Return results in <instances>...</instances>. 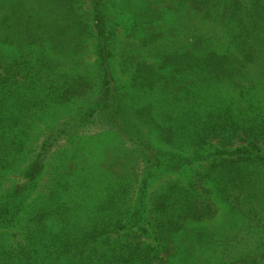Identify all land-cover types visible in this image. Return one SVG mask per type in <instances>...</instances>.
<instances>
[{
    "label": "trees",
    "instance_id": "16d2710c",
    "mask_svg": "<svg viewBox=\"0 0 264 264\" xmlns=\"http://www.w3.org/2000/svg\"><path fill=\"white\" fill-rule=\"evenodd\" d=\"M88 1L0 0V264H264V0Z\"/></svg>",
    "mask_w": 264,
    "mask_h": 264
},
{
    "label": "rangeland",
    "instance_id": "374dc122",
    "mask_svg": "<svg viewBox=\"0 0 264 264\" xmlns=\"http://www.w3.org/2000/svg\"><path fill=\"white\" fill-rule=\"evenodd\" d=\"M25 1L29 4H31L30 0H25ZM88 4H89V1L86 0L85 8H87ZM170 14L172 15V18H174L173 13H170ZM25 16H26V18H25L24 23L21 24L20 27L16 28L15 30L16 31L20 30L23 33H26L27 30L38 31V20H39L38 17L36 18V16L34 15V13L31 10H29ZM40 19L43 20V17L41 16ZM125 30H126V28H124V25L120 26V28H118V32L121 35H123L125 33ZM90 58L92 60L91 54H89L86 57V59H88V60H90ZM0 73L1 74L3 73V71L1 69H0ZM55 110L59 112V113H57V116L59 117L60 116L59 108H55ZM24 112L28 113V111H26V110L22 111V113H24ZM44 131H45V126L43 123H37V128L31 129V131H30L31 135L28 138V142H27L29 145L27 147V152L25 155L28 159L33 157V155L35 153V149L37 148V146L40 144V142L42 140ZM215 144H216V142H213V146L210 149V153H212V154H214V151H215V148H213V147H215ZM216 148H219V147H216ZM213 158H215L214 155H212V159ZM212 159L210 158V160H208V161H211ZM204 162L197 163V165L205 168L207 166V163H204ZM20 168H23V166ZM195 168H196V166H195ZM15 178H16V174H12L10 176H7L5 178L4 184L7 185L9 183V181H12ZM167 178H171V177H164L161 181L155 183L153 185V187L151 188L150 193L157 192V190L163 184H165V182L168 180ZM149 196H151V195H149ZM230 213L231 212L228 209H226L223 206H220V208H219L220 217L216 220L218 226L215 228V230L212 233H210L211 238L208 235H204L200 239L199 244H202L200 249H198V246L196 247L193 245V244H195L194 241L193 242L191 241V240H195L193 238L190 239V238L186 237L188 240H183V241L181 240V241H179L180 243L178 241H175V242H178L180 245V246L178 245V250L181 249V251H185L184 254L180 255L181 257L176 259L177 262H175V264H181V262H182V264H192V260L194 258L201 261V262H204V263L205 262H211L212 263L214 261V259H218L219 257H217L216 255L220 256L219 250H222L224 248L222 243L218 244V242L225 240V239H223V237H225L229 233V230L231 229L233 231L238 226V223H234L235 222L234 217ZM224 221H226V222H224ZM219 224H221V226ZM148 241L153 242V240H148ZM178 243H176V244H178ZM176 244H174L173 246L176 247Z\"/></svg>",
    "mask_w": 264,
    "mask_h": 264
}]
</instances>
